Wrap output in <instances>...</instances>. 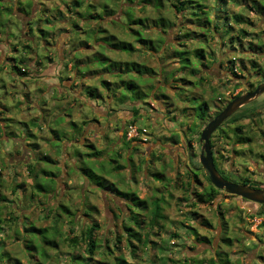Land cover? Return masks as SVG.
I'll return each mask as SVG.
<instances>
[{
  "label": "rangeland",
  "instance_id": "374dc122",
  "mask_svg": "<svg viewBox=\"0 0 264 264\" xmlns=\"http://www.w3.org/2000/svg\"><path fill=\"white\" fill-rule=\"evenodd\" d=\"M72 1L70 0V3ZM90 1V4L96 2ZM204 2L210 10L207 17L209 23L206 25L210 28H202L196 16H193L194 19L181 17V13H177L180 16H176L172 10L165 8L168 13L163 12V14L169 16L173 22H178L161 35L166 40V44L159 40L160 35L157 31L147 28L144 30L145 37L154 39L156 50L138 49L130 56L105 49L112 57L131 58L152 66L156 73L149 86H161L158 83L160 75H156L161 67L175 70L178 78L185 77V80L179 81L180 89L173 87L178 84L175 81L168 83L167 88L161 89L165 97L163 95L156 100L146 97V100L138 102L121 101L118 98L122 89L114 87L121 78L113 72L123 63L101 60L97 53L102 50L99 42L91 38H88L86 43H81L82 38L85 37V31L83 29L74 31L73 18L65 19L59 16V11L66 14L64 0H0V104L5 105L3 106L5 111L16 115L15 119H7L5 127L0 123V134L2 131L0 194L13 198L21 207L24 206L22 213L27 217L23 219L33 222L36 226L50 227L53 212L62 203L71 207L72 210L80 208L76 215L80 221L79 226L75 228L76 233H79L81 223L98 220L101 227L96 235L98 239L108 240L106 242L110 244L109 249L112 251L106 256L94 254L92 256L94 264H116V258L119 256H122L128 264H191L193 258L208 260L211 257L216 259V264H250L252 243L250 244L249 241H251L250 238H254L255 233L246 232L239 228V225L247 227L248 222L250 224L255 222L248 221V217L252 219L264 217V205L259 206V210L253 211L241 198L237 200L235 195L223 190L218 191L210 200H203L197 195L196 192H202L210 183L201 169L202 165L199 161L201 143L198 141V136L205 127L207 119L214 116L230 96L240 90L241 81L257 84L264 80V0H227L225 4L221 3L220 8H217L219 0H204ZM81 8L83 11L96 12L95 8L87 5ZM101 10V6L98 5L97 11ZM147 10L142 11L137 8L136 13L149 16L150 23L154 24L151 19L154 16L152 9ZM237 14H240L243 19L236 20ZM76 20L80 24L77 28L84 26L90 29L98 25V20L89 19L85 22L79 18ZM200 20L203 21V19ZM214 23L217 25L216 28L213 27ZM99 25L108 27L110 33L129 37L117 24L111 25L110 22L101 21ZM135 46L139 47V44L135 42ZM195 47L204 49V57L195 58V60L201 69V75L205 78L201 83L196 81L194 84V76L183 75L181 71H177L179 62L175 50L178 48L191 51ZM191 56L193 58V54ZM31 57H39L43 60H41V64L44 65L42 68L49 67L46 73L49 71L53 73L52 66L59 65L61 77L64 78L60 79V82L66 85H61L60 90L59 87L51 85L52 81L43 78L41 74L34 76V79L32 76L28 79L32 69ZM14 60L17 66L28 70V75L20 74L16 70ZM127 77L131 78L129 73L123 75L124 79ZM102 79L109 80L111 88L106 89ZM88 87L91 90L97 87L96 93H102V97L90 96ZM145 90L150 92V88L146 87ZM124 91L128 92L126 89ZM178 91L182 94L181 96L177 94ZM93 92H95L94 89ZM193 97L211 102V116L201 120L195 115ZM263 100L264 94L237 110V113L212 135L214 155L223 169L246 172L252 170V162H262L263 157L259 155V152L264 150L262 144L264 130L258 129L261 126L264 127L260 124L261 121L264 124V113L259 110L250 113L248 108L261 105ZM32 101L39 106H33ZM55 103L57 107H53ZM95 106H102L101 108L108 111L101 112L104 115L101 116ZM134 106L137 107L135 109L139 108L138 114L134 112ZM39 107L43 110H38ZM47 107L52 109L51 116L45 113ZM30 109L39 112V119L33 118L31 123H29L30 115H26ZM60 109L63 111L61 118L66 122L56 132L61 137H67V129L72 130L73 121L79 126L82 124L84 130L85 125L87 126L94 118L101 119L103 125L110 124L108 134L114 135V142L122 150V157L117 156L115 152L111 157L120 160L119 162L125 167L121 168L123 174L103 175L117 186L135 191L141 198L147 199L148 203L156 197L163 200L161 205L165 218H162L158 225H152L154 227L150 228V210L148 212L144 210L140 215V218L147 223L143 231L148 232L150 241L147 246L137 243L140 248L136 255L130 251L121 224V221L129 217L131 213L125 202L117 198L111 189H103L96 185L98 176H94L91 180L92 178L85 177L83 171L70 164L68 168L70 174H60L52 186L55 190L49 193L47 184L54 176L51 173L57 172L59 168L40 156L33 158L32 163L38 168L42 166L49 174L40 172V177L36 180L33 174H9L8 154L17 150L24 152L26 141H34L32 123L35 120L39 121L40 125L46 126L40 134L42 133L44 137H53L54 132L51 130L52 127L55 128L53 119L61 114ZM22 110H25L26 118L21 117ZM19 121H25L29 125L18 123ZM255 121L257 124L254 125ZM130 123L148 129L146 141H132L127 137L124 138L123 132L121 135L118 133L120 129L122 131V127L125 129ZM248 123L252 124L242 134L250 137L252 141L247 144L237 143L239 138L234 128L238 124L247 125ZM71 135L68 138H71ZM42 136H38L41 154H53L49 152V148H46ZM107 139L109 138H101V146L106 154L110 151V142ZM125 142L128 145L124 146ZM29 150L33 154L34 145L30 144ZM38 150L36 153L39 155ZM81 151L92 152L93 149L87 145L82 147ZM115 151L117 152V149ZM73 156L75 158L77 155L73 153ZM77 157L80 158L78 165L85 166L84 162H88L87 155ZM190 160L195 162V165H192ZM108 163L112 166L117 165V161L110 160ZM199 165L200 169H198ZM139 167L140 169H137ZM195 170L199 174L198 177L197 175L195 177ZM156 172L160 174H155ZM243 175L263 178V174H232L236 178ZM17 183H25L27 186L14 192L13 187L17 188ZM33 194L34 198H31ZM88 205L96 206L97 211L93 212L94 217L85 215L84 208ZM2 209L3 217L7 208ZM49 211L50 216L45 217ZM17 214L21 215L20 210ZM69 220L70 215L63 213L62 221L59 223L62 235L54 236L57 247L49 250V258L43 259L39 254L33 257L34 250L25 247V253L31 259L30 262L71 264L67 256L68 252L86 256L84 243L72 247L64 238L71 227ZM82 220L85 221L82 222ZM20 227L22 228V224ZM194 228L197 229L198 234L193 232ZM252 230L255 229L252 227ZM1 233L0 230V236ZM119 234L122 236L121 242H117ZM174 234H178V237ZM5 236L7 241L0 243V246L11 251L13 255L17 253L23 264H28V257L23 254L20 243H13L9 233ZM21 244L24 246V241ZM159 245H164L165 249L160 250ZM263 258L264 244L258 248L255 264H264Z\"/></svg>",
  "mask_w": 264,
  "mask_h": 264
},
{
  "label": "trees",
  "instance_id": "16d2710c",
  "mask_svg": "<svg viewBox=\"0 0 264 264\" xmlns=\"http://www.w3.org/2000/svg\"><path fill=\"white\" fill-rule=\"evenodd\" d=\"M33 1V0H32ZM66 3V14L64 12L59 11V16L61 18L65 19H72V27L74 31H79L80 29H83L85 31L84 36L82 38L81 43H86L88 41V38H91L93 41L99 42V46L102 50L101 52H97L100 55L101 60L105 61H113V62H121L123 65L113 72V74H116V76L120 77V82H116L115 89L118 87L119 89H122L121 95L118 97L121 101L131 100V101H142L146 100V97L152 98L156 100L157 97H161L165 94L161 92L160 90L163 88H167L168 83L175 81L177 89H180L181 86L179 84V81L185 80V77L182 76L178 78L175 70L168 68H160V71L157 72L156 75H160L159 84L161 86H149L153 80V75L156 73V70L150 66L149 64L145 62H139L137 60L133 59H120L112 57L107 53V50H110L112 52H116L120 55L126 54V55H133L138 49L144 50L145 48L147 50H156L157 46L154 42V39L145 37V31L147 28H152L153 30L157 31L158 35H160L159 40L163 41L166 44V40L163 39V36H161L163 33H166L170 27L173 25H177L178 22H173V20L163 14L169 8L172 10V12L176 16L177 13H181V17H186L189 19H194L193 16H196L198 19L199 25H201L202 28L209 27L206 26L209 23V8L207 7V4L204 2V0H95L96 2H93L95 4H90V0H73L70 3V0H64ZM220 3H218L217 8H220L222 5L221 3H226L227 0H219ZM89 6L96 9V12H88L83 11L81 7L83 6ZM98 5L101 6V11H97ZM137 8L142 11H148L147 9H152V14L154 15L151 17V19L154 21L153 23H150L149 16L146 15H137L136 10ZM166 8V9H165ZM6 9V8H5ZM9 10V9H8ZM33 10V9H32ZM220 10V9H219ZM213 11V9L211 10ZM33 12H31L32 14ZM168 13V12H166ZM213 14H215L213 12ZM206 17V19H205ZM76 18L82 20L83 22L91 20H98L97 27L93 28H86L82 26L81 28H77L80 24L76 22ZM200 19H203L201 22ZM236 20H242V16L240 14L235 15ZM101 21H107L110 22V24H117L120 28H122L123 32L125 31L126 34L129 35V37H123L116 33H110V29L108 27H104L99 25ZM154 25V26H152ZM213 27H217L216 23L213 24ZM210 28V27H209ZM50 33V32H49ZM78 35V32H76ZM188 35V34H187ZM135 42L139 44V47L135 46ZM163 43V44H164ZM175 54L177 57V61L179 62V68H177V71H181L183 75H191L194 77H197L198 72L201 71L199 66H197L195 58H202L204 57V49L200 47H195L193 50H180L176 49ZM193 54V58L192 55ZM32 59H35L31 57V63ZM39 60V63H42V59L37 57V61ZM42 60V61H41ZM23 61H25V58H23ZM14 60V66L16 70L23 75H28V70L24 67H19L15 63ZM204 65V64H203ZM74 66V64H73ZM105 68V65H104ZM103 68V71L105 70ZM99 71V70H97ZM31 72V71H30ZM130 74L131 78L124 79L123 75ZM132 74V75H131ZM203 79V76L201 77ZM189 81V80H187ZM109 80L102 79V84L106 87V89L111 88L109 86ZM175 85V84H172ZM150 88V92H146L145 88ZM156 88V89H154ZM93 89L95 92H93ZM92 90L88 87V92L90 96L95 97H102V93L100 92L96 93L97 87H94ZM126 89L128 92L124 91ZM114 91V90H113ZM175 93V92H174ZM113 94H117L116 92ZM177 94L181 96L182 94L178 91ZM192 103L194 105L195 115L201 119L204 120L209 116V101L207 99H199V97H193ZM134 106V112L136 114L139 113V108ZM73 125H76L75 122H72ZM83 123H86L85 121ZM129 125V124H128ZM127 125V127H128ZM127 127L124 129L123 137L126 138V130ZM1 130V129H0ZM238 135V133H237ZM2 137V131L0 134V138ZM199 139V137H198ZM134 141V140H132ZM127 142H125L126 144ZM128 145V143H127ZM105 152L104 149H97V151L92 152L90 155L94 154H100ZM118 156H122L121 153H117ZM195 165V162L193 163ZM124 166L122 164H119L117 166H114V169H121ZM137 169H140L137 168ZM83 171L85 173V177L92 178L93 180L94 176H98V182H96V185L98 187H102L103 189L108 188L109 190L114 192L116 194V197L123 200L125 202L126 207L130 211L129 217L126 219H123L121 221L122 228L125 231L126 238H127V244L130 247V251L132 254L136 255V252L138 251V248H140V245L137 243H141L143 246H147V244L150 241V237L148 235V232L143 231L144 228L146 229L147 223L145 220L140 218V215L142 214V211L144 210H150L151 218V227H154L158 225L159 221L162 218H165L162 208V202L163 200L161 198H153L150 203L147 202V199L141 198L135 191L126 190L119 186H117L114 182H110L109 178H107L103 174H94V171L90 169L89 167H83ZM92 171V172H91ZM2 173V168L0 169V174ZM155 174H160L156 172ZM55 175V174H53ZM198 177L199 174H195V177ZM206 178L210 182L208 186H205L204 190L202 192H196L197 195L200 198H203V200H210L212 197H214L218 191H220L218 188H216L212 182L210 181L207 174ZM39 174H33V177L38 179ZM157 176V175H156ZM159 178V176H157ZM55 178H51L49 184H47L48 188L47 191L50 193V191H54L55 188H52L53 184L55 183ZM198 182L201 183V180L198 179ZM39 186L42 185L37 183ZM1 186V184H0ZM17 188L13 191L16 192L18 189L22 188L24 189L27 185L25 183H17ZM49 189V190H48ZM207 196V197H206ZM206 197V198H205ZM31 198H34V194L31 196ZM0 230L2 231L0 236V243L7 241L5 240L6 233H9L12 238L13 243H20L22 246V252L27 256L25 253V247L28 249H32L35 252V257L37 254L41 255L43 259H47L50 257L49 250L57 247V241L54 240V236L57 234L62 235L60 232V222L62 221V214L70 215V229L69 233L65 235V239H67L70 242V246L74 247L81 243L85 244V250L87 252L86 256H80L76 252H68V257L71 262V264H94L93 263V255L94 254H101L103 256H106L109 252L112 250L110 248V244L103 239H98L96 232L100 229L101 224L98 220H93L91 223L87 221L86 224L81 223L80 231L79 233H76V227H78L80 221L76 218L77 212L80 211V208L76 210H72L71 207L67 206L66 204H61L57 206V210L53 212V220L50 227L48 226H36L33 224V222H30L29 220H24L23 217H27V215H23L22 211L25 209L24 206L21 207L19 202L13 198H8L5 195L0 194ZM31 205H33V202H31ZM6 207L7 210H5V216L2 217L1 214H3V209ZM18 207V208H17ZM85 215L89 217H94L93 212L97 211L96 206H86L84 208ZM20 210L21 215H18L17 212ZM52 210V209H50ZM8 212V215H6ZM50 211L45 215V217H49ZM85 220H82L84 222ZM146 223V225H144ZM22 224V228L20 225ZM6 227H5V226ZM154 225V226H152ZM153 229V228H152ZM4 231L6 232L4 234ZM52 231V232H50ZM115 231V230H114ZM193 232L198 234V231L196 228L193 229ZM175 236L178 234H174ZM121 234L117 236V242H121ZM149 237V238H148ZM207 239V238H205ZM24 241V246L21 244V242ZM106 242V243H105ZM156 243V242H155ZM0 244V245H1ZM117 247L118 244H116ZM56 246V247H55ZM160 250H164V245L158 246ZM28 257V256H27ZM32 257V258H33ZM161 259H166L164 257H161ZM170 259V258H169ZM168 259V260H169ZM188 259V258H186ZM30 258L28 257V264H33L30 262ZM38 261V259H37ZM191 261V260H190ZM223 261V260H221ZM37 264H42V262H36ZM0 264H23L21 257L16 253L15 255L12 254L11 251L8 249H5L4 247L0 246ZM116 264H128L126 260L119 256L116 258ZM191 264H216V259L211 257L208 260L201 259V258H193Z\"/></svg>",
  "mask_w": 264,
  "mask_h": 264
},
{
  "label": "crops",
  "instance_id": "0c3cea01",
  "mask_svg": "<svg viewBox=\"0 0 264 264\" xmlns=\"http://www.w3.org/2000/svg\"><path fill=\"white\" fill-rule=\"evenodd\" d=\"M31 64H32V69L30 72L31 75L29 77H27L28 79L31 76L34 79V76L36 77L37 75L41 74V75H43V78L48 79L50 82L52 81V84L50 83L51 85H54V86L59 87V88L61 85H64V86L66 85V83L61 84V82H60V79H64V78L61 77V74H60L61 69H60L59 65L56 66L54 64L52 66L53 67V73L52 72L50 73V71H49V73H46V71H47V69H49V67L48 68H42L44 65L40 64L39 60L37 61V57L35 59H32ZM60 90H61V88H60ZM80 96H81V94H80ZM32 104H33V106H39L38 104L33 103V101H32ZM3 106H5V105L0 104V123H2L3 126L5 127L7 119L9 120L11 118H14L16 115H13V114L5 111ZM53 107H57V103H55V105ZM101 107L97 106L96 110H97L98 114H100L101 116H104V115H102L101 112L104 113V112H107L108 110L101 108ZM45 109L47 110V112H45V113L47 115L51 116L52 115V109L49 107H47ZM38 110L42 111L43 108L39 107ZM61 110L62 109H60V111ZM20 113H21V117L26 118L25 110H22ZM62 113H63V111H61V114L58 116H55V119H53L54 120L53 122L55 125V128L54 127L51 128V130L54 132L53 137H44V136H42V133L40 134V132L43 131L44 128H46L45 125H40V122L37 120H35L32 123V126L34 127L33 133H32V136L35 137L34 141H29V142L26 141L24 152L17 150V151L10 152L8 154V157H9L8 158V163H9L8 165H9V170H10L9 174H41L40 172H44L45 174H49L47 172V170L43 169L42 166L38 168L32 163L33 158H36L37 156H40V158L47 160V162H51L52 164H55L59 168V170H57V172L51 173V174H56L53 176V178H55L56 180L58 179V176H60V174H70V173H68V168L70 167V164L75 165L81 171H83V167H89L90 169H92L94 171V174H123L121 169H114V166H112L108 163V161L111 160V161H117V165L121 164L119 162L120 160L114 159L111 156L114 152L116 155H117V153H122L120 146H118V144L116 142H114V139H113L114 135L108 134V129L110 127V124L109 125H103L101 119L94 118L91 120V122H89L87 124V126L84 123V125L86 127L85 130H84L82 124L80 126L78 124H76V125H73L72 130L67 129V133H66L67 137L66 136L61 137L56 132L58 131V129L61 125L66 124V122L61 118L63 116ZM26 115H30L29 116V120H30L29 123H31L33 121L32 120L33 118L39 119V112L37 110H31L30 109V111L27 112ZM53 115H55V114H53ZM49 120L51 121L52 119L50 118ZM18 123L26 124L25 121H19ZM26 125H29V124H26ZM122 132H124L123 127H122V131L120 129L118 133L121 135ZM36 133H38V135H36ZM68 133L70 135L72 133L71 138H68V136H70ZM38 136H42V138L44 139L43 142L45 143L46 148H49V152H52L53 154H50V153L41 154V143L39 142ZM102 137L109 138V139H107V141L110 142V146H109L110 151L107 152V154H106V152H103L100 154L90 155L92 152L97 151V149H103L101 146L102 145V141H101ZM90 140H92V142H89ZM117 142H119V141H117ZM30 144L34 145V147H35L33 154L30 153V150H29ZM126 144L124 143V146H126ZM153 144H154V142H153ZM153 144H151V145H153ZM87 145H90L92 147L93 151L83 153L81 151V148L86 147ZM37 147L39 148V150ZM116 149H117V152L115 151ZM37 150L40 152L39 155L36 153ZM73 153H75L77 156L79 155L80 157L81 156L83 157L85 155L88 156V158H87L88 162L87 163L84 162L85 166L78 165L79 164L78 161L80 160V158L77 156L74 158ZM119 157H122V156H119ZM81 161H83V160L81 159ZM117 165H115V166H117ZM128 165L130 166V164H128ZM3 171H5V170H3ZM128 173H126V174H128ZM73 174H77V173H73ZM83 174H85L84 171H83ZM38 177H40V176H38ZM31 202H33V201H31Z\"/></svg>",
  "mask_w": 264,
  "mask_h": 264
},
{
  "label": "flooded vegetation",
  "instance_id": "af4514ba",
  "mask_svg": "<svg viewBox=\"0 0 264 264\" xmlns=\"http://www.w3.org/2000/svg\"><path fill=\"white\" fill-rule=\"evenodd\" d=\"M239 68L241 69L242 67H239ZM201 73H202L201 71L198 72L197 77H194L195 78V80L193 81L194 84L196 83V81H199L201 83L203 81V79L205 78L203 76V79H201V77H202ZM262 82H264V80L263 81H260L257 84H253L250 81H245V82H242L241 81V84L242 85H241L240 90H238L236 93L232 94L230 96V98L226 101V103L223 106L220 107L219 111L216 112V114H218L231 100H233L237 96H240L242 94H245L246 92L253 91L257 87V85L260 84V83H262ZM262 94H264V92L261 93V94H259L256 97L252 98L249 102L241 105L239 107V109L242 108V107H244L247 104H250L252 101L257 100L259 98V96H261ZM199 99H202V98H199ZM209 104L211 105V102H209ZM248 109L251 111L250 113L257 112V110L261 111V113H264V102L261 105H256L253 108H248ZM236 113H237V111H235L230 117H228L226 120H224L222 122V124L215 131H217L219 128L223 127V125L227 122V120L229 118H231L233 115H235ZM209 115L211 116V114H210V107H209ZM214 116L209 117V119H207V123ZM250 124H252V123H248L247 125L238 124L237 127L234 128V131H236L237 133L241 131V133H238V138H239L238 140L239 141H237V143H243V142H245L247 144V143H250L252 141L250 137L243 136V134H242L243 131H245V130L248 129L247 127L250 126ZM255 124H257L256 121L254 122V125ZM260 124L261 125H264L262 123V121H261ZM258 130L259 131L264 130V127L261 126V127H259ZM215 131L212 133V135L215 133ZM212 135H211V137H212ZM198 137H200V134H199ZM211 137H210V142H211V147H212V153H213V157H214V162H215V165H216L219 173L222 176H224L225 178H227L229 180H232L234 182H237V183L246 184V185H249V186H252V187H255V188H264V168H263V165H264V150H260V152H259L260 153L259 155L263 157L262 162L261 163L252 162L251 164H252L253 168H252L251 171L242 172V171H235V170H232V169L225 170V169H223L220 166L219 160L214 155L213 144H212L213 142L211 141ZM198 141H199V139H198ZM262 144H263V147H264V143H262ZM190 162H191L192 165H194L193 164L194 162L192 160H190ZM193 168H195V167L193 166ZM198 169H200V165H199ZM196 170H195L194 174H198V172H196ZM204 174H207V173L205 172ZM232 174H263V178L260 179L258 177L257 178L256 177H251L249 175H243L241 177L236 178V177H233ZM219 190L225 191L224 189H219ZM229 194H231V193H229ZM232 195H235V194H232ZM235 196H236L237 200H238V198H241L243 200V202L246 203V204H248L249 205V208H251L253 211L259 210V206L264 205V203H259L257 201L249 200V199H246V198L241 197V196H238V195H235ZM247 220L248 221H253V222L255 221V222L253 224H250L248 222L247 227L246 226L239 225V228H241L242 230H245L246 232L252 231V233H255L254 238H250L251 241H249L250 244L252 243L251 244V247H250V251H251L250 264H255V259L257 257L258 248H259L260 245H263L264 244V217H261V219H259L257 217H253V219H252V218L248 217ZM252 227L255 230H252ZM243 236H245V235H243ZM249 243H247V244L250 245ZM247 244H243V245L247 246Z\"/></svg>",
  "mask_w": 264,
  "mask_h": 264
},
{
  "label": "water",
  "instance_id": "95a60500",
  "mask_svg": "<svg viewBox=\"0 0 264 264\" xmlns=\"http://www.w3.org/2000/svg\"><path fill=\"white\" fill-rule=\"evenodd\" d=\"M264 92V82L257 85L253 91L246 92L231 100L218 114H216L202 129L199 137L201 143V151L199 161L201 169L204 170L212 184L224 189L226 192L244 197L249 200L264 203V188H255L246 184H241L229 180L222 176L214 162L210 137L212 133L222 124L224 120L230 117L239 107L252 98Z\"/></svg>",
  "mask_w": 264,
  "mask_h": 264
},
{
  "label": "built area",
  "instance_id": "2783aa9c",
  "mask_svg": "<svg viewBox=\"0 0 264 264\" xmlns=\"http://www.w3.org/2000/svg\"><path fill=\"white\" fill-rule=\"evenodd\" d=\"M148 129L145 127H140L136 124H129L126 130V137L129 140H147Z\"/></svg>",
  "mask_w": 264,
  "mask_h": 264
}]
</instances>
